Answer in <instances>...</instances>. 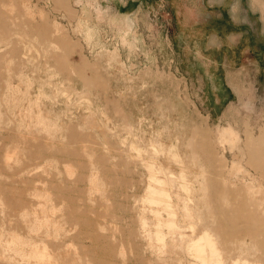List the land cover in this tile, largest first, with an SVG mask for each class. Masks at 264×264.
<instances>
[{
    "label": "rangeland",
    "instance_id": "1",
    "mask_svg": "<svg viewBox=\"0 0 264 264\" xmlns=\"http://www.w3.org/2000/svg\"><path fill=\"white\" fill-rule=\"evenodd\" d=\"M179 1L0 0V264H264V0Z\"/></svg>",
    "mask_w": 264,
    "mask_h": 264
},
{
    "label": "crops",
    "instance_id": "2",
    "mask_svg": "<svg viewBox=\"0 0 264 264\" xmlns=\"http://www.w3.org/2000/svg\"><path fill=\"white\" fill-rule=\"evenodd\" d=\"M117 1L119 4L123 5L135 2V0ZM225 2L226 0H221V2L215 0H198L196 2H193V0H180L177 4L179 6V11L175 14V25L183 34H185L186 44L193 45V32H198L203 26L206 28H216L218 25L223 24L222 27L226 30L223 34L227 42L232 43L237 34L239 37V44L245 46L242 47L245 48L242 53L245 54L247 50L255 53L257 47L256 40L258 38L261 41L263 33L262 30L257 31V24L258 22L261 23L262 20L261 18L257 20V18L253 17L255 16V11H251L250 13L231 12L226 15H224V13L218 14L215 12H208L207 14H205V12H193V10H204V8L211 9L216 5H224ZM236 4L240 7V5L243 4V0H236ZM203 16L206 18H203ZM216 31L217 30H214V32Z\"/></svg>",
    "mask_w": 264,
    "mask_h": 264
},
{
    "label": "bare ground",
    "instance_id": "3",
    "mask_svg": "<svg viewBox=\"0 0 264 264\" xmlns=\"http://www.w3.org/2000/svg\"><path fill=\"white\" fill-rule=\"evenodd\" d=\"M182 176H183V174H181ZM153 177V176H152ZM185 185H186V183H185ZM188 186V185H187ZM180 187V186H179ZM156 188V187H155ZM184 189V188H183ZM159 190V189H158ZM188 190V189H187ZM186 190V191H187ZM190 190V189H189ZM162 191V190H161ZM160 191H158L157 193H159ZM188 193H189V191H187ZM177 196V195H176ZM162 197H164V196H161V198ZM179 198V197H178ZM156 201V200H155ZM158 201V200H157ZM162 201V204L161 203H158V204H161V206L163 205V207H165V209L168 211V206H170V204L167 202V199L166 200H160V202ZM159 202V201H158ZM170 202V201H169ZM178 202V201H177ZM185 202H187V201H185ZM171 205H172V203H171ZM158 206H160V205H158ZM184 206H186V204L184 205ZM170 207H172V206H170ZM162 208V207H161ZM162 209H164V208H162ZM159 210V209H158ZM171 210V209H170ZM161 211L159 210V213H160ZM169 214H171L170 212H169ZM173 214V213H172ZM159 215V214H158ZM158 217V216H157ZM160 217V216H159ZM158 217V218H159ZM172 217H174V216H172ZM160 218H162V217H160ZM170 219V218H169ZM164 220V219H163ZM165 221V220H164ZM172 221H174V220H172ZM174 224H175V221H174ZM175 226H177V225H175ZM173 227V226H172ZM176 228V227H175ZM200 240H203V239H200ZM200 242V241H199ZM210 244V243H209ZM202 245V244H201ZM196 246H198V245H196ZM201 248V247H200ZM200 248L198 249V250H200ZM203 248V247H202ZM198 250H196V251H198ZM204 251V250H203ZM207 251V250H206ZM201 252V251H200ZM205 252V251H204ZM201 256V255H200ZM204 256V255H203ZM206 258V257H205ZM208 258H210V257H208ZM221 263V262H220ZM219 263V264H220Z\"/></svg>",
    "mask_w": 264,
    "mask_h": 264
}]
</instances>
